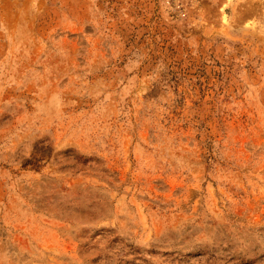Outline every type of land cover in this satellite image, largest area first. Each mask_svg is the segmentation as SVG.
<instances>
[{
	"label": "rangeland",
	"instance_id": "374dc122",
	"mask_svg": "<svg viewBox=\"0 0 264 264\" xmlns=\"http://www.w3.org/2000/svg\"><path fill=\"white\" fill-rule=\"evenodd\" d=\"M0 264H264V0H0Z\"/></svg>",
	"mask_w": 264,
	"mask_h": 264
}]
</instances>
